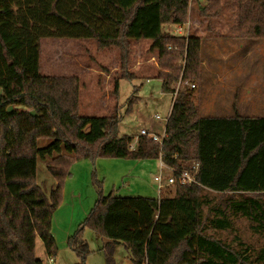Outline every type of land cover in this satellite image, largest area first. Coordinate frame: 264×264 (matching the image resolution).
Wrapping results in <instances>:
<instances>
[{
    "label": "trees",
    "instance_id": "obj_1",
    "mask_svg": "<svg viewBox=\"0 0 264 264\" xmlns=\"http://www.w3.org/2000/svg\"><path fill=\"white\" fill-rule=\"evenodd\" d=\"M230 1L237 38L264 39V0ZM187 7L188 0H0V264H42L36 239L45 257L55 259L51 220L73 163L159 157L178 172H193L186 164L193 161L195 183L173 185V197L121 198L113 192L104 197L92 177L97 200L68 239L80 264L89 253L84 228L105 239L106 264H114L117 245L132 264H264V247L252 251L236 236L235 246L218 237L235 234L240 218L264 240V116L198 115L191 100L201 74V38L162 31L184 25ZM219 9L218 0H209L201 13L216 19ZM44 38L117 46L126 80L134 79L126 69L130 42L150 41L155 79L162 93L174 95L161 145L139 136L132 148V137L118 136L117 113L79 116L78 78L40 73ZM40 140L50 142L38 147ZM37 159L54 179L47 195L36 183Z\"/></svg>",
    "mask_w": 264,
    "mask_h": 264
},
{
    "label": "rangeland",
    "instance_id": "obj_2",
    "mask_svg": "<svg viewBox=\"0 0 264 264\" xmlns=\"http://www.w3.org/2000/svg\"><path fill=\"white\" fill-rule=\"evenodd\" d=\"M220 9L216 19L201 13L209 0H188L187 20L182 26L164 25L162 31L173 36L195 35L201 38V74L194 82L192 104L200 117L264 116V39H238L236 36V5L230 0H218ZM214 17V16H213ZM216 17V16H215ZM146 40L131 41L127 57V72L134 79H121L120 51L117 46L99 48L93 40L49 39L39 41L40 73L46 77H71L79 80L78 115L107 117L118 114V136L132 137L135 146L140 130L161 135L171 107L172 96L161 92L159 80L147 79L150 69L157 66L155 52L148 51ZM147 71L149 74H144ZM142 73V74H139ZM140 78H136L139 77ZM144 76V77H142ZM227 79L218 82V79ZM119 81L117 96L113 84ZM148 80V81H146ZM184 83L180 87H183ZM178 88V86H176ZM156 116L158 117L156 119ZM49 140H40L45 147ZM190 156L192 149H189ZM189 161L191 168L195 165ZM160 157L157 160L96 159L75 162L62 188L60 204L53 214L51 232L57 247L52 264H80L68 245V239L84 222L97 200L95 177L102 195L110 192L116 197H144L158 199L173 197L174 186L157 193L154 177L169 175ZM36 183L47 195L54 179L45 169V161H36ZM217 205L221 197L209 194ZM222 203V202H221ZM235 234L219 233L225 243L232 244L236 236L250 250L264 247V240L253 235L248 223L234 221ZM69 232V233H68ZM70 234L69 237H67ZM82 239L89 253L84 264H106L103 245L105 239L84 228ZM36 258L49 264L40 239H36ZM129 252L117 245L114 264H132Z\"/></svg>",
    "mask_w": 264,
    "mask_h": 264
},
{
    "label": "built area",
    "instance_id": "obj_3",
    "mask_svg": "<svg viewBox=\"0 0 264 264\" xmlns=\"http://www.w3.org/2000/svg\"><path fill=\"white\" fill-rule=\"evenodd\" d=\"M191 88H194V87L191 86ZM157 118L158 117L156 116V119ZM166 120H165V123H166ZM139 136L151 138L153 141H155L159 145H161L162 140L165 137V132L163 130L162 134L158 135V134H154V133H149L145 130H140L138 137ZM162 164L163 163L159 164V166L161 168L163 167ZM196 169H197V166L194 165L192 167L193 172H190L187 170L178 172V171H175L172 168L168 167L167 170L169 171V175L162 177V174H159L158 176L154 177V182L157 183V193L160 194V190L163 189L164 187H167V186H173L175 184H179V185L187 184V185H189V184L195 183L194 175H195Z\"/></svg>",
    "mask_w": 264,
    "mask_h": 264
},
{
    "label": "crops",
    "instance_id": "obj_4",
    "mask_svg": "<svg viewBox=\"0 0 264 264\" xmlns=\"http://www.w3.org/2000/svg\"><path fill=\"white\" fill-rule=\"evenodd\" d=\"M238 39H240V40H242L241 38H238ZM147 42H148V44L150 45V41H148V40H146ZM148 45V46H149ZM153 55L155 54V53H152ZM156 55V54H155ZM147 71H144V73H143V75L146 73ZM150 73H151V75L150 76H148V78L147 79H153V78H155L156 77V74H157V66L156 67H153L152 69H150V71H149ZM139 74H142V73H139ZM146 74H149L148 72L146 73ZM145 74V75H146ZM142 77H144V76H142ZM136 78H140V76L139 77H136ZM146 81H148V80H146ZM160 81V80H159ZM226 82L227 81V79L225 80V79H221L220 80V78L218 79V82ZM160 83H161V81H160ZM118 84H119V81H118ZM114 85V84H113ZM167 95H170V96H172V100H171V104H172V101H173V95H171V94H167ZM171 108V107H170ZM62 198H63V196H62ZM52 222H53V216H52V220H51V228H52ZM51 232V231H50ZM69 233V232H68ZM68 236L67 237H69L70 236V234H67ZM51 236H52V233H51ZM53 237V236H52ZM55 259H49V258H47V262L49 263V264H52L53 262H55L54 261Z\"/></svg>",
    "mask_w": 264,
    "mask_h": 264
}]
</instances>
